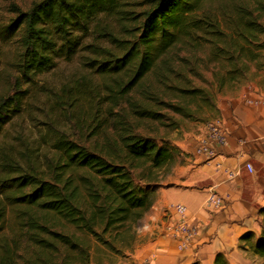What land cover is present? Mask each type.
Here are the masks:
<instances>
[{
  "label": "trees",
  "instance_id": "obj_1",
  "mask_svg": "<svg viewBox=\"0 0 264 264\" xmlns=\"http://www.w3.org/2000/svg\"><path fill=\"white\" fill-rule=\"evenodd\" d=\"M7 41L15 74L0 93V264H90L93 241L133 248L182 154L155 125L215 120L217 95L264 70V0H34L0 25ZM73 61L56 102L77 117L84 106L100 141L56 136L45 164L38 146L11 149L7 127L31 111L38 80ZM259 213L260 233L243 234L239 249L264 261ZM213 264L230 263L217 253Z\"/></svg>",
  "mask_w": 264,
  "mask_h": 264
},
{
  "label": "crops",
  "instance_id": "obj_2",
  "mask_svg": "<svg viewBox=\"0 0 264 264\" xmlns=\"http://www.w3.org/2000/svg\"><path fill=\"white\" fill-rule=\"evenodd\" d=\"M264 70L235 91L217 95V121L227 132L212 155L198 148L208 141V123H193L175 140L182 151L158 183L155 200L128 251L129 264H213L222 253L230 264L240 255L239 238L261 231L264 207ZM252 166V171L247 165ZM218 199L208 204V199ZM183 204L196 233L190 240L166 229L177 221L168 207Z\"/></svg>",
  "mask_w": 264,
  "mask_h": 264
},
{
  "label": "rangeland",
  "instance_id": "obj_3",
  "mask_svg": "<svg viewBox=\"0 0 264 264\" xmlns=\"http://www.w3.org/2000/svg\"><path fill=\"white\" fill-rule=\"evenodd\" d=\"M34 0H0V25L6 24L15 18L16 10H26ZM15 44L13 42H0V70L2 82L0 93L7 92L11 87V77L14 72L13 54ZM77 62H61L58 67L38 80L37 92L31 111L24 119H16L7 127V135L4 138L9 147L15 150L21 142L28 145L38 146L37 150L44 164L46 160L54 155L52 141L54 137L66 134L69 138L87 146L92 145L96 140L99 142L101 136L94 137L92 125L88 122V116L84 106L80 105V115L77 117L75 110L66 101L56 102L60 92L68 90V84L73 81V73L76 71ZM83 107V108H82ZM177 127L165 128L156 126V136L164 135L173 144L182 134L193 127V123H209L214 120H183L174 115ZM110 134V130L107 131ZM182 158L179 155L178 159ZM177 159V160H178ZM129 254L125 250L122 253H112L105 247L93 241L91 249L90 264H129ZM234 264H264L258 256L248 251L241 250L240 255L233 259ZM21 264V263H19Z\"/></svg>",
  "mask_w": 264,
  "mask_h": 264
},
{
  "label": "built area",
  "instance_id": "obj_4",
  "mask_svg": "<svg viewBox=\"0 0 264 264\" xmlns=\"http://www.w3.org/2000/svg\"><path fill=\"white\" fill-rule=\"evenodd\" d=\"M264 104V100L262 101ZM209 126V136L208 141L203 142L198 150L207 156L212 155L213 150L211 149V145L213 144H225L227 142V132L226 130L217 122L212 121L208 123ZM248 170L252 171V166L250 164L247 165ZM215 201L218 202V199L215 196H211L208 199V204ZM168 209L177 215V221L172 225L167 227V231L170 234L178 235L185 240H190L194 237L196 233L195 227L191 224L188 209L183 204H171Z\"/></svg>",
  "mask_w": 264,
  "mask_h": 264
}]
</instances>
